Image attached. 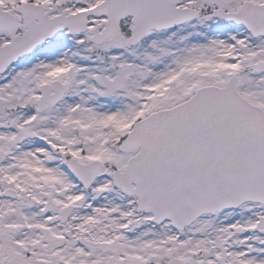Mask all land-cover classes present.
I'll return each mask as SVG.
<instances>
[{
	"label": "snow or ice",
	"instance_id": "1",
	"mask_svg": "<svg viewBox=\"0 0 264 264\" xmlns=\"http://www.w3.org/2000/svg\"><path fill=\"white\" fill-rule=\"evenodd\" d=\"M0 264H264V0H0Z\"/></svg>",
	"mask_w": 264,
	"mask_h": 264
}]
</instances>
